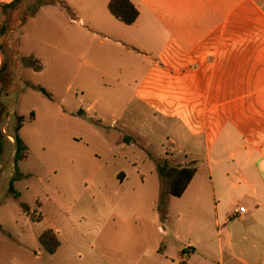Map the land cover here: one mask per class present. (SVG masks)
I'll return each mask as SVG.
<instances>
[{
	"label": "rangeland",
	"instance_id": "obj_1",
	"mask_svg": "<svg viewBox=\"0 0 264 264\" xmlns=\"http://www.w3.org/2000/svg\"><path fill=\"white\" fill-rule=\"evenodd\" d=\"M65 1L81 17L100 9L105 0ZM44 2L24 0L0 9V45L6 66L0 75V105L6 112L4 167L5 161L10 164L15 158L19 116L26 119L21 136L29 147L28 159L18 164L27 177L14 183L20 198L15 199L10 183L0 179V264H159L153 251L159 227L169 233L168 250L173 257L191 243L213 242L217 216L223 226L234 207L251 204L243 178L225 174L239 155L231 158L227 153L224 166H210L206 147L173 146L168 140L172 137L158 126L151 130L150 143L144 142L145 137L125 134L127 142L140 138L142 150L125 147L118 130L108 126L116 109L129 101L128 78L122 87L103 78L96 71L101 68V38L92 43L97 55L93 51L86 56L75 43L78 27L71 24L69 11L60 5L42 6ZM118 63L127 67L123 59ZM32 84L44 88L51 99L32 90ZM87 85L91 90L83 98L78 90ZM103 91L107 92L102 98ZM118 100L125 102L117 105ZM91 103H98L91 118L102 119L103 127L92 120L77 123L64 115ZM33 111L37 120L30 121ZM161 158L174 166L197 168L181 198L166 192L155 164ZM119 172H125L128 180H117ZM159 194L166 205L161 206ZM21 203L29 205L40 222L25 214ZM48 229L60 233L62 247L55 256L36 239Z\"/></svg>",
	"mask_w": 264,
	"mask_h": 264
},
{
	"label": "crops",
	"instance_id": "obj_2",
	"mask_svg": "<svg viewBox=\"0 0 264 264\" xmlns=\"http://www.w3.org/2000/svg\"><path fill=\"white\" fill-rule=\"evenodd\" d=\"M23 1L0 0V9ZM110 1L81 17L65 0H45L42 5H60L69 11L71 24L78 27L75 43L86 56L96 52L92 43L101 38V68L96 71L103 78L121 87L128 78L129 101L116 109L108 128L118 130L125 147L142 150L140 138L127 142L125 134L145 137L144 142L150 143L151 130L161 127L172 137L168 140L173 146L206 147L210 166L219 168L224 166L225 154L239 155L225 174L241 176L249 189V207H234L223 226L217 216L209 244L191 243L170 256L169 233L159 227L153 248L159 264H264V0H130L139 11L131 26L110 13ZM3 63L0 47V70ZM88 90L91 85L78 92L84 98ZM97 104H86V109L78 105L64 115L77 123L92 120L103 127L102 119L91 118ZM34 114L32 121L37 120ZM5 150L6 144L0 159V179L6 184L14 177L15 158L10 164L5 161L4 167ZM116 177L122 183L129 178L125 172ZM161 188L160 183L159 193ZM240 207L247 209L246 214L237 213ZM245 221L248 224H242ZM51 230L59 239L60 233ZM42 233L36 235L38 241ZM61 247L60 242L53 256Z\"/></svg>",
	"mask_w": 264,
	"mask_h": 264
},
{
	"label": "trees",
	"instance_id": "obj_3",
	"mask_svg": "<svg viewBox=\"0 0 264 264\" xmlns=\"http://www.w3.org/2000/svg\"><path fill=\"white\" fill-rule=\"evenodd\" d=\"M15 4V3H14ZM4 5L1 6L2 9L7 10L9 8H12L14 5ZM108 9L110 13L121 23L127 26L133 25L136 20L139 17V11L138 9L131 3L130 0H111L108 6ZM4 32V29H3ZM1 47V46H0ZM2 49V47H1ZM3 50V49H2ZM6 66L3 65L2 69L0 70V75L3 74L5 71ZM34 91L42 93L45 97L48 99H51V95L48 94V92L42 88L41 86H34L31 85L30 87ZM6 115L5 110L2 108V105H0V158L4 152L5 149V142L6 138L2 133V120L3 117ZM35 114L34 112H31L29 119L30 121L34 120ZM26 119L22 116H19L17 118V126H16V132H15V140H16V153H15V169H14V177L12 178L10 182V191L15 199L20 198V194L17 193L14 189V183L18 180H22L24 176L19 172L18 164L26 159H28V152L29 148L24 143L20 136V131L24 127ZM156 164V170L158 173V176L163 183V185L166 188V192L177 198H181L184 193L187 191L188 187L192 183L194 177L197 174V168L195 166H174L171 164V161L166 158L158 159ZM160 204L161 206L166 205L164 201V196L162 195L160 198ZM39 207L40 204H38ZM22 211L27 214L28 216H31L32 220L34 222H40V220H36V216L32 214L31 208L29 205L21 203L20 205ZM39 242L41 246L46 250V252L50 255L56 254L60 247V242L58 239L57 234L49 229L42 233V235L39 237Z\"/></svg>",
	"mask_w": 264,
	"mask_h": 264
},
{
	"label": "built area",
	"instance_id": "obj_4",
	"mask_svg": "<svg viewBox=\"0 0 264 264\" xmlns=\"http://www.w3.org/2000/svg\"><path fill=\"white\" fill-rule=\"evenodd\" d=\"M7 138H8V140L11 142V143H14V139H13V137H11V136H7ZM246 212H247V209L245 208V207H240L238 210H237V213L238 214H246Z\"/></svg>",
	"mask_w": 264,
	"mask_h": 264
}]
</instances>
